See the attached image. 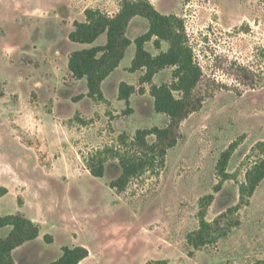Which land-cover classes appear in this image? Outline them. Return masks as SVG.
I'll use <instances>...</instances> for the list:
<instances>
[{"label":"rangeland","instance_id":"rangeland-1","mask_svg":"<svg viewBox=\"0 0 264 264\" xmlns=\"http://www.w3.org/2000/svg\"><path fill=\"white\" fill-rule=\"evenodd\" d=\"M149 1L173 17L200 68L176 122L150 94L172 86L175 67L149 83L145 68L130 70L144 17L130 20L131 43L101 99L68 69L73 51L106 42L70 41L74 22L87 8L113 16L122 0H0V215L19 213L40 230L13 250L15 264H46L65 246L88 249L80 264H264V177L248 193V173L264 159V0ZM155 39L144 45L152 55L168 49ZM121 82L134 87L128 102ZM154 127L172 133L140 143L137 131ZM20 136L36 137L38 149ZM123 159L144 167L116 190ZM99 160L96 177L88 168ZM202 221L210 226L195 248Z\"/></svg>","mask_w":264,"mask_h":264},{"label":"trees","instance_id":"trees-1","mask_svg":"<svg viewBox=\"0 0 264 264\" xmlns=\"http://www.w3.org/2000/svg\"><path fill=\"white\" fill-rule=\"evenodd\" d=\"M84 21H75L74 30L69 33V40L72 42L91 44L102 34H106V42L103 45H96L73 51L68 60V69L76 79L85 77L88 86V95L92 98L101 99V83L116 68L124 57L126 48L131 40L126 35L130 20L135 16H141L149 21V29L146 33L135 38V54L131 62V71L146 69L142 77L143 82H151L153 76L162 68L175 67L172 86L167 84L152 85L150 94L154 99V109L170 117L172 122L182 118L188 105L187 95L197 84L200 77V68L193 61L190 49L184 45V37L173 26V17L161 14L149 0H122L119 11L109 16L99 9L87 8L84 10ZM181 26V25H179ZM156 37L154 44L160 48L161 42L166 41L169 47L166 51L152 55L145 49V43ZM182 91L183 97L176 98L173 91ZM134 91V87L125 82L119 85V98L126 100ZM31 96H34L32 92ZM172 133L171 128L138 130L136 138L145 144V136L154 134L158 141H163ZM20 142L26 146L38 149L40 142L36 137L20 136ZM172 142V141H171ZM152 149V147H151ZM39 152V151H38ZM40 159H46V153L39 152ZM122 173L110 183V187L122 190L129 178L144 167L143 161L121 160ZM89 171L93 176L104 175L103 161L89 165ZM248 193L251 194L254 188L264 177V159L255 164L254 169L248 173ZM245 191V188L243 189ZM212 195L208 196L205 206L209 205ZM201 214V213H200ZM202 227L197 232V239L200 242L194 244L199 248L204 242L202 233L210 225L201 222ZM9 227L6 236L0 235V264H15L12 252L27 241L33 240L39 235V227L31 219L19 214L0 215V228ZM46 241H51L50 235L44 236ZM89 255L84 246L63 247L61 256L46 264H79ZM163 264V263H162Z\"/></svg>","mask_w":264,"mask_h":264},{"label":"crops","instance_id":"crops-1","mask_svg":"<svg viewBox=\"0 0 264 264\" xmlns=\"http://www.w3.org/2000/svg\"><path fill=\"white\" fill-rule=\"evenodd\" d=\"M22 245H23V244H22ZM19 247H20V246H19ZM12 257H13V256H12ZM13 260H14V259H13ZM80 263H81V262H80ZM80 263H79V264H80Z\"/></svg>","mask_w":264,"mask_h":264}]
</instances>
